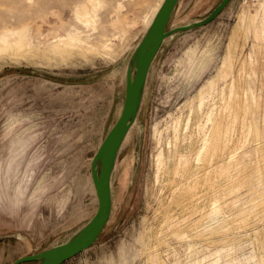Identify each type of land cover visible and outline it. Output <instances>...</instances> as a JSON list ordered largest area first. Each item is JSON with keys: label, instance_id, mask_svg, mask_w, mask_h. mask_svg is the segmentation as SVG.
I'll use <instances>...</instances> for the list:
<instances>
[{"label": "rangeland", "instance_id": "obj_1", "mask_svg": "<svg viewBox=\"0 0 264 264\" xmlns=\"http://www.w3.org/2000/svg\"><path fill=\"white\" fill-rule=\"evenodd\" d=\"M161 1L0 0V264L95 213L90 161ZM179 1L168 27L219 0ZM111 189L104 230L62 264H264V0L164 38Z\"/></svg>", "mask_w": 264, "mask_h": 264}, {"label": "water", "instance_id": "obj_2", "mask_svg": "<svg viewBox=\"0 0 264 264\" xmlns=\"http://www.w3.org/2000/svg\"><path fill=\"white\" fill-rule=\"evenodd\" d=\"M219 0L204 16L187 23L169 26L168 22L178 0H162L150 23L134 46L126 63L124 95L120 112L102 138L90 161V176L97 197V209L92 217L64 242L41 251L18 257L10 264L35 261L36 264H62L88 249L106 226L112 208L111 175L121 143L135 121L144 94L150 64L165 37L178 31L201 26L212 20L228 3Z\"/></svg>", "mask_w": 264, "mask_h": 264}, {"label": "bare ground", "instance_id": "obj_3", "mask_svg": "<svg viewBox=\"0 0 264 264\" xmlns=\"http://www.w3.org/2000/svg\"><path fill=\"white\" fill-rule=\"evenodd\" d=\"M158 8V7H157ZM156 8V9H157ZM156 9H155V11H156ZM155 11H154V13H155ZM154 13H153V15H154ZM153 15H152V17H153ZM152 17H151V19H152ZM151 19H150V21H151ZM150 22H148V24H149ZM17 33V32H16ZM15 33V34H16ZM20 34V33H19ZM18 34V35H19ZM23 34V33H22ZM17 36V35H16ZM23 36H24V34H23ZM18 37H20V36H18ZM17 37V38H18ZM21 39H19L18 41H17V44H16V42H14V45L16 44V45H24L25 43H24V39L22 38V35H21V37H20ZM17 40V39H16ZM15 40V41H16ZM7 41V40H6ZM66 43L64 44V45H62V46H60V45H58V46H56V47H54L55 48V50H54V52L57 54V55H59V57H60V59H62V60H65L67 57H70L71 55H72V53L73 52H70V51H72L71 49H70V46H69V44L67 43V41H65ZM70 43V42H69ZM13 45V44H12ZM8 47H10V44L9 43H7L6 42V44H4V46H3V48H0V49H7ZM74 55V54H73ZM231 56L228 54L227 55V58L225 59L226 61H224L223 63V65H222V69L221 70H224V68H226V66L228 65V63H229V61H231V58H230ZM232 62V61H231ZM231 62H230V64H231ZM221 65V64H220ZM226 70H228L227 68H226ZM221 72V71H220ZM223 72V71H222ZM228 74V73H227ZM207 89V88H206ZM134 123V122H133ZM132 126V125H131ZM130 129V128H129ZM129 131V130H128ZM128 131H127V133H128ZM216 131V130H215ZM127 133H126V135H127ZM215 134H217L216 132H215ZM126 135H125V137H126ZM125 137H124V139H125ZM124 139H123V141H124ZM123 141H122V143H123ZM122 143H121V145H122ZM213 144V143H212ZM121 147V146H120ZM212 148V147H211ZM120 149V148H119ZM211 151H213V150H211ZM118 154V153H117ZM206 155V154H205ZM117 158V157H116ZM116 161V160H115ZM114 166H115V164H114ZM114 169V168H113ZM181 202V201H180ZM183 203V202H182ZM181 203V204H182ZM180 205V204H179Z\"/></svg>", "mask_w": 264, "mask_h": 264}, {"label": "crops", "instance_id": "obj_4", "mask_svg": "<svg viewBox=\"0 0 264 264\" xmlns=\"http://www.w3.org/2000/svg\"><path fill=\"white\" fill-rule=\"evenodd\" d=\"M179 2L180 1L178 0L176 7L178 6ZM124 75H125V70H124L122 81L120 83V88H118V92H116V96H115V100L119 101L120 107L122 105V100H123V95H124Z\"/></svg>", "mask_w": 264, "mask_h": 264}]
</instances>
